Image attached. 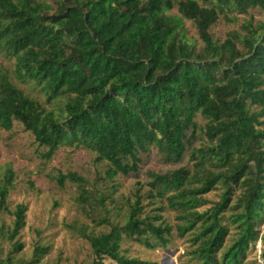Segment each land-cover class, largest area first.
<instances>
[{"label":"trees","instance_id":"obj_1","mask_svg":"<svg viewBox=\"0 0 264 264\" xmlns=\"http://www.w3.org/2000/svg\"><path fill=\"white\" fill-rule=\"evenodd\" d=\"M250 9L264 11V0H0V55L14 78L37 87L50 106L12 83L0 65L1 129L18 122L45 148L39 154L45 160L61 146L88 149L107 163L109 181L135 173L151 150L163 163L187 159L147 171L140 186L146 190H133L122 222L87 213L96 226H108L81 233L93 253L90 264L104 257L156 264L122 254L120 242L167 247L164 208L177 212L176 235L190 236L181 264H244L257 240L264 260V20L243 18L222 40L209 32L219 15L232 21V12ZM184 20L198 46L185 35ZM4 171L0 211H9L12 171ZM64 181L76 185L75 202H87L82 176L58 173L57 185ZM217 189V200L206 198ZM25 210L17 203L9 211L3 236L13 241L12 251L21 248L14 237ZM229 226L234 234L224 245ZM47 249L36 245L24 264H35ZM0 264L13 263L8 257Z\"/></svg>","mask_w":264,"mask_h":264},{"label":"rangeland","instance_id":"obj_2","mask_svg":"<svg viewBox=\"0 0 264 264\" xmlns=\"http://www.w3.org/2000/svg\"><path fill=\"white\" fill-rule=\"evenodd\" d=\"M171 12H175L173 9ZM232 21H226L219 15L209 32L213 39L222 40L225 34L238 29V24L243 18L251 16L254 20H264V11L250 9L247 14H236ZM230 14V15H232ZM185 35L196 40L195 28L190 21L184 20ZM0 65L9 72V77L17 87L21 88L33 99L39 101L45 108H50L43 101V94L31 83L17 81L11 73V67L0 55ZM198 121L201 119L197 117ZM196 142H194L195 144ZM43 146H38L33 137L14 121L8 130L0 128V183L4 180V169L12 171L11 187L9 188L5 204L7 210H12L14 205H25L24 225L19 230L14 240L21 244V248L12 251V242L4 239V232L10 226L12 216L9 211H0V258H10L13 264H24L32 259L33 249L36 245L47 246L48 249L35 264H90L93 253L86 239L82 238L84 230L87 233L106 231L108 226L97 225L87 215L95 218L106 217L110 222L120 220L126 209V200H132V192L144 184L146 172L165 171L184 165L186 157L176 164L163 163L154 150L141 154V161L135 173L116 175L111 181L105 178L104 161L96 162L94 152L83 147H58L52 156L45 160L39 154L44 151ZM74 172L86 180L89 190L87 202L83 205L76 201L77 187L74 183L64 181L62 186L56 183L58 173ZM114 192H111L113 188ZM142 193L146 186L140 187ZM219 190L210 191L205 196L210 201L218 199ZM102 198V201H100ZM113 198V201L110 200ZM101 202V204L98 203ZM143 197L144 211H150ZM162 205L163 201L156 200L154 205ZM103 206V207H102ZM202 208V207H201ZM177 212L164 208L161 212L162 219L171 226L170 241L165 248L147 249L127 238L120 242V252L131 258L154 260L156 264H181L186 258L185 253L192 248L189 234L178 237L176 235ZM262 228V227H260ZM234 228L229 226L227 245L233 237ZM260 242L255 241L253 248L246 254L244 264H264L260 257ZM103 264H112L107 257L102 259Z\"/></svg>","mask_w":264,"mask_h":264}]
</instances>
